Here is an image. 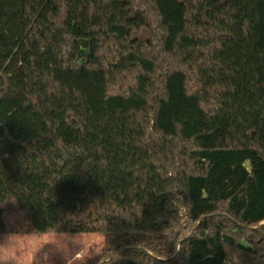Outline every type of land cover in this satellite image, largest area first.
Listing matches in <instances>:
<instances>
[{
    "label": "trees",
    "instance_id": "16d2710c",
    "mask_svg": "<svg viewBox=\"0 0 264 264\" xmlns=\"http://www.w3.org/2000/svg\"><path fill=\"white\" fill-rule=\"evenodd\" d=\"M19 226L105 264H264V0H0Z\"/></svg>",
    "mask_w": 264,
    "mask_h": 264
},
{
    "label": "clouds",
    "instance_id": "9594fccd",
    "mask_svg": "<svg viewBox=\"0 0 264 264\" xmlns=\"http://www.w3.org/2000/svg\"><path fill=\"white\" fill-rule=\"evenodd\" d=\"M35 231H29L23 226L15 227L12 230L0 231V264H42V261H49L53 256V252L50 249V245H56L57 249L63 253L65 264H88V261L94 257H99L97 264H105L100 259L101 252H97L98 245H93L88 248V252H84V248L87 247L81 239L77 236L74 237L75 243L79 245V249L72 253L68 249L67 245L62 242V238L56 241H49L47 244L39 249H36L30 260L24 261L20 259L21 250L17 246L16 237L29 236L34 234ZM237 264L239 261L237 260Z\"/></svg>",
    "mask_w": 264,
    "mask_h": 264
},
{
    "label": "rangeland",
    "instance_id": "374dc122",
    "mask_svg": "<svg viewBox=\"0 0 264 264\" xmlns=\"http://www.w3.org/2000/svg\"><path fill=\"white\" fill-rule=\"evenodd\" d=\"M10 205H7L6 214L8 218L13 217ZM81 239L87 247L84 248V252H88V248L93 245H98L96 251L100 248L102 244V239L97 236L92 235H44V236H22L16 237L17 246L21 250L20 259L28 261L31 259L33 252L36 249L41 248L49 241H56L59 238H62V242L67 245L70 252L75 253L79 249V245L75 243L74 237ZM50 249L53 252V256L49 261H42V264H65L63 253L57 249L56 245H50Z\"/></svg>",
    "mask_w": 264,
    "mask_h": 264
}]
</instances>
